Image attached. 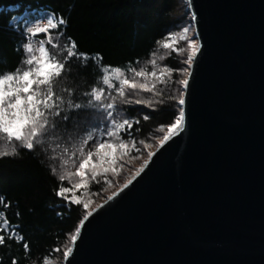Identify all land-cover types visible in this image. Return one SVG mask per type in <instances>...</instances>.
<instances>
[{"label":"water","instance_id":"95a60500","mask_svg":"<svg viewBox=\"0 0 264 264\" xmlns=\"http://www.w3.org/2000/svg\"><path fill=\"white\" fill-rule=\"evenodd\" d=\"M187 3L202 49L185 130L94 210L67 264H264V0Z\"/></svg>","mask_w":264,"mask_h":264},{"label":"snow or ice","instance_id":"6c2138e0","mask_svg":"<svg viewBox=\"0 0 264 264\" xmlns=\"http://www.w3.org/2000/svg\"><path fill=\"white\" fill-rule=\"evenodd\" d=\"M9 24L20 37L14 48L20 59L15 68L0 70V142H3L0 143V158L17 155V145L28 152L60 149V155L52 157L62 160L60 167L48 168L57 182L54 195L62 201V204H57L56 215H63V211L72 212L74 206L83 209V216L71 235L72 247H66L63 253L67 264L85 222L94 216L92 202L81 198L83 193L91 191V182L109 183L110 174L123 168V158L129 156L131 150L137 154L141 151L132 136L134 129L140 130L136 127L140 119L129 113L135 106L155 111V105L163 103L162 99H154L162 97L157 83L163 84L168 79L165 74L172 71L190 76L189 69L196 63L202 44L198 33H195L197 38H190L187 35L190 27H184L183 39L189 52L184 60L187 67H165L157 71L156 61L152 59V70L148 71L134 66L139 63L138 59L116 65L106 63L100 52L80 50L77 40L67 34L68 20L50 7L42 6L13 15ZM173 35L169 32L157 43ZM162 46L168 49L172 45L163 42ZM74 61H80L77 75L93 77L89 86L79 94L76 87L65 83L68 79L75 80L72 72ZM179 84L182 87L178 95L169 97L175 101L177 108L173 122L167 126V133L159 141L160 148L179 136L187 124L185 106L189 79H181ZM81 113L89 114L94 121L83 131L79 130L78 123L69 126L70 122L78 120ZM142 119L148 121L150 116L143 114ZM139 143L150 147L143 140ZM155 155L148 152L149 161ZM147 167L148 161H145L134 176L139 177ZM132 183L133 179L129 178L108 197V201L114 200ZM103 207L99 205V208ZM11 208L12 202L0 195V247H6L11 241L21 244L27 253L29 242L20 234L21 225L9 217ZM14 216L18 220L19 212H15ZM54 251L59 252L60 249L55 248ZM47 260L45 257L43 264H47ZM11 264H18V261L13 257Z\"/></svg>","mask_w":264,"mask_h":264},{"label":"trees","instance_id":"16d2710c","mask_svg":"<svg viewBox=\"0 0 264 264\" xmlns=\"http://www.w3.org/2000/svg\"><path fill=\"white\" fill-rule=\"evenodd\" d=\"M42 6L63 14L68 20L67 34L77 40L80 50L100 52L106 63L124 65L138 59L135 67L151 71L150 60L154 59L157 71L165 67H187L184 63L187 56L162 46L189 22L187 0H0V70L15 68L20 59L14 51L20 37L12 31L10 18ZM169 32L174 35L157 43ZM183 47L181 44L179 48ZM79 63L74 61L72 64L75 80L65 81L68 86L76 87L78 94L89 86L93 78L91 75L86 78L77 75ZM165 75L168 79L156 86L162 97H154L162 99L163 103L156 104L155 111L135 106L129 113L140 119L136 126L140 130L134 129L132 136L137 147H144L143 152L147 147L139 143L141 140L146 145L155 142L156 149L159 147V141L167 133V126L173 122L176 113L175 101L169 97L178 95L182 87L179 80L188 78V73L179 71ZM143 114H148L150 119L144 121ZM92 122L89 114L81 113L78 120L70 122L69 126L78 123L79 130L83 131ZM17 153L0 158V195L12 202L9 217L21 225L20 234L25 236L30 249L25 253L21 244L9 241L6 247H0V264H11L13 257L18 264H43L45 257L48 258L47 264H63V253L66 247H72L71 235L83 216V209L74 206L72 212L63 211V215H56L57 204H62V201L54 195L57 182L48 168L60 167L62 160L52 159L60 155V149L28 152L17 145ZM68 167L71 168V164ZM90 188V192L96 194L101 193L105 185L103 181L100 184L91 182ZM17 211L20 214L18 220L14 216ZM55 248L60 251H54Z\"/></svg>","mask_w":264,"mask_h":264},{"label":"rangeland","instance_id":"374dc122","mask_svg":"<svg viewBox=\"0 0 264 264\" xmlns=\"http://www.w3.org/2000/svg\"><path fill=\"white\" fill-rule=\"evenodd\" d=\"M184 27H190L189 32L187 33L188 37L195 38V31L194 25L192 23L191 15L189 16V22ZM182 27V29L184 28ZM182 29L180 30L179 34L169 40V44L172 45L168 49L175 50L178 55H185L189 54L187 48V42L183 39V32ZM181 44H184L183 48H179ZM180 75V74H178ZM141 148L138 154L135 150H131L130 155L123 158V168H118L117 173L110 174L109 183H104L105 188L101 193L92 194L90 191H85L81 198H88L92 203L91 207L93 211L99 207L102 203L108 200V197L111 196L114 192H116L129 178L134 177V173L137 169L144 164L145 161H148V152H155L156 150V143H151L150 147ZM143 153V154H142ZM136 157V158H133ZM2 223V221H0Z\"/></svg>","mask_w":264,"mask_h":264},{"label":"bare ground","instance_id":"6f19581e","mask_svg":"<svg viewBox=\"0 0 264 264\" xmlns=\"http://www.w3.org/2000/svg\"><path fill=\"white\" fill-rule=\"evenodd\" d=\"M189 75V74H188ZM156 151V150H155Z\"/></svg>","mask_w":264,"mask_h":264}]
</instances>
